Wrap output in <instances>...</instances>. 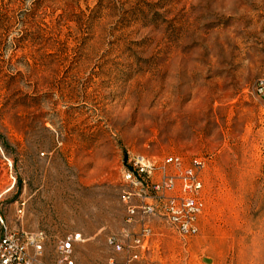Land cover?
<instances>
[{"label": "rangeland", "instance_id": "1", "mask_svg": "<svg viewBox=\"0 0 264 264\" xmlns=\"http://www.w3.org/2000/svg\"><path fill=\"white\" fill-rule=\"evenodd\" d=\"M173 156L199 232L155 218L141 264H264V0H0V239L122 263L129 161Z\"/></svg>", "mask_w": 264, "mask_h": 264}, {"label": "built area", "instance_id": "2", "mask_svg": "<svg viewBox=\"0 0 264 264\" xmlns=\"http://www.w3.org/2000/svg\"><path fill=\"white\" fill-rule=\"evenodd\" d=\"M172 169V172L170 171ZM205 163L173 156L161 165L144 157H134L124 172L125 182L133 189L123 197L127 213V229L123 239L109 237L107 246L122 263L111 258L109 264H141L143 251L153 235L151 223L162 217L182 237H194L199 232V220L205 209L202 174ZM23 214V208L18 210ZM80 236H68L57 247L55 264H75L74 244ZM43 234H7L0 239V264H46Z\"/></svg>", "mask_w": 264, "mask_h": 264}]
</instances>
